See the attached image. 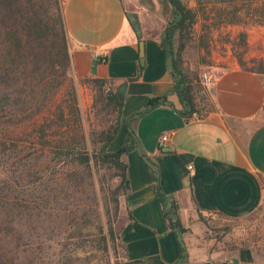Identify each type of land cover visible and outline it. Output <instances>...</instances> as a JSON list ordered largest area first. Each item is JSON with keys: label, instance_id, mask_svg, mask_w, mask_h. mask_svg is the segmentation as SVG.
Masks as SVG:
<instances>
[{"label": "crops", "instance_id": "0c3cea01", "mask_svg": "<svg viewBox=\"0 0 264 264\" xmlns=\"http://www.w3.org/2000/svg\"><path fill=\"white\" fill-rule=\"evenodd\" d=\"M138 4L139 0H65L63 5L72 78L105 79L115 93L126 85L122 121L108 151L129 143L128 119L142 111L149 98L165 97L172 104L160 105L132 124L138 148L123 156L129 189L121 197L126 220L120 233L122 256L116 264H254L250 249L224 243L212 249L205 233L209 219L242 218L264 198V75L243 71L236 63L210 67L212 83L207 88L213 110L185 119L178 113L160 33L144 20ZM128 11L136 12L141 22L140 69L139 40ZM94 51H106V61L94 59ZM163 135L170 138L160 146ZM158 186L178 203L185 232L177 238L155 197Z\"/></svg>", "mask_w": 264, "mask_h": 264}, {"label": "trees", "instance_id": "16d2710c", "mask_svg": "<svg viewBox=\"0 0 264 264\" xmlns=\"http://www.w3.org/2000/svg\"><path fill=\"white\" fill-rule=\"evenodd\" d=\"M64 1L0 0V166L14 168L12 173L18 172L17 179L23 180L32 161H48L54 164L53 168H70L68 179L61 178L68 183L75 179L77 170L90 174L94 170L112 221L106 231L100 228L92 243L96 249L107 251L108 243L117 240L122 228L116 231L113 222L117 221L120 198L127 190V164L123 156L138 148L132 124L156 107L172 104L165 97L149 98L144 109L128 119L129 143L110 152L108 147L120 128L124 103L117 99L107 80L80 79L82 85L94 92L96 115H101L105 123L92 133L89 150L72 83ZM165 1L170 13L160 35V45L168 58L170 77L180 104L178 113L185 119L193 114L200 118L203 111L213 110L208 88L201 83L200 69L189 70L183 58L190 44L198 50L209 51L211 28L202 25L198 33L200 18L207 20L214 10L212 27L247 23L264 26V0H194L195 7H189L184 0ZM238 38L239 46L244 49L246 34L241 32ZM235 58L243 71L264 75L263 60L246 61L244 52L235 54ZM204 65L208 63L202 60L201 66ZM26 150L30 152L25 155ZM142 157L146 159L144 154ZM40 173L35 178L39 187L37 196L24 195L13 176L0 180V264H21L25 250L17 227L23 220L47 216L51 206L58 204L56 193L61 188L50 186L51 181ZM53 182L58 185L57 180ZM155 197L177 238L185 232L177 201L166 196L160 186ZM177 244L182 255L184 248L179 240ZM27 264H34V260L27 259ZM56 264H73V258L67 257Z\"/></svg>", "mask_w": 264, "mask_h": 264}, {"label": "rangeland", "instance_id": "374dc122", "mask_svg": "<svg viewBox=\"0 0 264 264\" xmlns=\"http://www.w3.org/2000/svg\"><path fill=\"white\" fill-rule=\"evenodd\" d=\"M184 2L189 7H195L194 0ZM137 7L144 20L152 24L161 35L170 13L166 1L139 0ZM215 16L216 12L213 10L207 20L200 18L197 25L198 33L202 25L211 28L208 31L209 51L198 50L194 44H190L183 54L185 66L189 70L199 68L201 75L205 73L209 76L210 67L228 68L232 63L237 64L235 54L241 52H244L246 61L252 59L264 61V26L247 23L212 27ZM241 32L246 34L244 49L239 46L238 34ZM202 60L207 62L209 67L201 66ZM72 83L77 93L81 130L91 150L92 133L104 126V119L101 115H96L92 89L73 78ZM27 152L30 151L26 150L23 154L26 155ZM30 165L23 180L17 179L18 172L12 173L14 168L0 166V180H8L13 176L17 179L18 189L23 191L24 195L37 196L39 187L35 178L43 172V176L51 181L50 186L61 188L62 191L56 193L58 204L51 206L52 209L48 211L47 216L23 220L17 227L19 235L22 236L21 247L25 250L21 264H27V259H33L34 264H56L64 262L67 257L73 258V264H116L122 256L120 233L126 220L121 208V198L117 221L113 222L116 231L122 227L117 240L113 244L108 243L107 251L98 250L92 242L97 239L100 228L106 231L112 216L107 212L105 197L100 192L99 176L96 172L92 170L90 174L87 171L75 170V179L68 183L61 178L68 179L70 168L56 165L53 168V163L43 160L32 161ZM56 180L58 185L53 182ZM206 226L205 238L212 249L223 243L231 248L246 247L254 256V264H264V198L256 210L242 218L230 221L211 218L206 221Z\"/></svg>", "mask_w": 264, "mask_h": 264}, {"label": "water", "instance_id": "95a60500", "mask_svg": "<svg viewBox=\"0 0 264 264\" xmlns=\"http://www.w3.org/2000/svg\"><path fill=\"white\" fill-rule=\"evenodd\" d=\"M126 17L128 19V22L130 23L132 29L134 30V33L136 37L139 40V60H138V69H140L142 66H144V42H143V34H142V27H141V22L139 19V16L136 12L134 11H128L126 12ZM125 90H126V85L123 84L121 85L117 92H116V97L120 102L124 101L125 97ZM126 189H129V184L128 182L126 183Z\"/></svg>", "mask_w": 264, "mask_h": 264}, {"label": "built area", "instance_id": "2783aa9c", "mask_svg": "<svg viewBox=\"0 0 264 264\" xmlns=\"http://www.w3.org/2000/svg\"><path fill=\"white\" fill-rule=\"evenodd\" d=\"M93 57H94V59H96V60H98L100 62H105L107 57H108V53L106 51H94L93 52ZM201 83L204 86H209L212 83V81H211V78L209 76H207V74L203 73L201 75ZM193 116L196 117L195 114H193ZM169 138H170L169 135L161 136L159 145L163 146L164 143H166L169 140ZM187 170H188V172L192 173L193 172V167L192 166H188Z\"/></svg>", "mask_w": 264, "mask_h": 264}]
</instances>
